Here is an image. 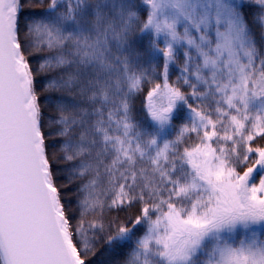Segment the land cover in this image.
I'll return each mask as SVG.
<instances>
[{"label":"snow or ice","instance_id":"snow-or-ice-1","mask_svg":"<svg viewBox=\"0 0 264 264\" xmlns=\"http://www.w3.org/2000/svg\"><path fill=\"white\" fill-rule=\"evenodd\" d=\"M0 264H264V0H0Z\"/></svg>","mask_w":264,"mask_h":264}]
</instances>
